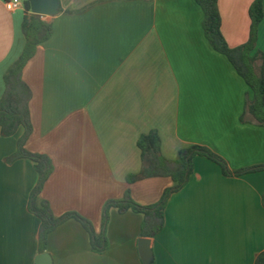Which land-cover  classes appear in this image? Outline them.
<instances>
[{
  "label": "crops",
  "instance_id": "obj_1",
  "mask_svg": "<svg viewBox=\"0 0 264 264\" xmlns=\"http://www.w3.org/2000/svg\"><path fill=\"white\" fill-rule=\"evenodd\" d=\"M254 0H219L230 47L250 37ZM0 0V99L4 75L22 53V8ZM42 16L51 37L24 69L33 131L26 148L48 155L54 170L41 197L55 215L76 212L102 232L103 207L129 190L142 205L157 203L171 177L129 182L142 169L138 139L157 131L165 158L202 145L230 169L264 164V127L241 118L249 87L209 43L196 0H60ZM264 8V5H263ZM257 49L264 52V17ZM0 135V264H36L40 219L28 209L38 173L32 161L8 164L23 135ZM109 247L93 252L75 219L48 236L53 264H144V216L113 208ZM162 231L150 237L156 264H255L264 252V171L225 176L215 162L194 159L188 184L174 193Z\"/></svg>",
  "mask_w": 264,
  "mask_h": 264
},
{
  "label": "trees",
  "instance_id": "obj_2",
  "mask_svg": "<svg viewBox=\"0 0 264 264\" xmlns=\"http://www.w3.org/2000/svg\"><path fill=\"white\" fill-rule=\"evenodd\" d=\"M204 13L203 28L212 47L224 54L232 63L237 73L249 87L245 112L246 116L256 124L264 127V52L257 49L259 25L264 17V0H254L249 15L251 30L249 40L238 47H230L222 33V19L219 10V0H196ZM25 17L22 25L25 36V46L4 75L5 92L0 99V135L10 137L21 128L23 135L18 140L16 151L6 158L8 164L21 159L33 162L38 173V180L29 196L28 209L40 219L39 254L46 253L48 236L64 222L75 219L88 232L91 249L103 253L109 247L106 229L110 221V213L116 208L120 213L133 211L144 216L142 238L155 237L163 230L166 223L165 212L171 196L184 188L194 172V159L203 156L218 164L225 176H241L248 173L264 171V164L239 170L230 169L227 161L202 145H192L182 149L175 160L165 158L161 150V138L157 131L143 134L138 139L141 151L142 169L137 175H130L129 182L154 177H171L174 185L166 189L161 199L152 205L137 203L129 190L121 199L108 200L102 213V232L97 233L93 223L76 212H68L62 216L54 214L50 203L41 197L44 186L54 170L52 159L41 153H34L26 148V143L33 131L30 103L32 91L23 78L24 69L36 54L39 45L47 41L52 33V24L41 15L32 13L28 0L24 3ZM151 264H156L154 256ZM255 264H264V252L260 253Z\"/></svg>",
  "mask_w": 264,
  "mask_h": 264
},
{
  "label": "water",
  "instance_id": "obj_3",
  "mask_svg": "<svg viewBox=\"0 0 264 264\" xmlns=\"http://www.w3.org/2000/svg\"><path fill=\"white\" fill-rule=\"evenodd\" d=\"M31 5L32 13L41 16H56L60 13V0H28ZM151 240L142 238L140 240V253L144 264H151L153 253L150 248ZM36 264H53L52 258L48 253L37 256Z\"/></svg>",
  "mask_w": 264,
  "mask_h": 264
},
{
  "label": "built area",
  "instance_id": "obj_4",
  "mask_svg": "<svg viewBox=\"0 0 264 264\" xmlns=\"http://www.w3.org/2000/svg\"><path fill=\"white\" fill-rule=\"evenodd\" d=\"M26 0H6L5 5L9 11H14L23 7Z\"/></svg>",
  "mask_w": 264,
  "mask_h": 264
},
{
  "label": "rangeland",
  "instance_id": "obj_5",
  "mask_svg": "<svg viewBox=\"0 0 264 264\" xmlns=\"http://www.w3.org/2000/svg\"><path fill=\"white\" fill-rule=\"evenodd\" d=\"M110 221H111V218H110ZM110 221H109V223H110ZM109 223H108V225H109ZM107 238H108V236H107ZM108 241H109V239H108Z\"/></svg>",
  "mask_w": 264,
  "mask_h": 264
}]
</instances>
